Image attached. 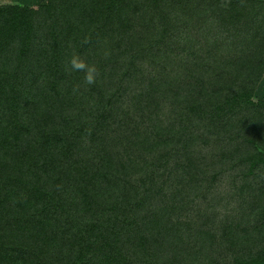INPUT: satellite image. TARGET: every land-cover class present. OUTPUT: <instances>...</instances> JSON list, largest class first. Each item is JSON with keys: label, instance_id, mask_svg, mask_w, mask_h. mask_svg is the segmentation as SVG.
<instances>
[{"label": "trees", "instance_id": "obj_1", "mask_svg": "<svg viewBox=\"0 0 264 264\" xmlns=\"http://www.w3.org/2000/svg\"><path fill=\"white\" fill-rule=\"evenodd\" d=\"M85 2L86 6L79 7L81 15H77L71 11L67 0L56 3L47 0L46 4L35 5L0 0V159L7 155L14 140L26 139L30 131L50 132L51 125L60 121L64 130L50 132L49 137L38 141V147L34 145L35 136L31 135L34 140L31 150L39 154L37 163L43 162V168L55 166L67 161L73 152H81L88 143L99 150L97 133L103 130L107 152L124 161L125 167L130 166V159L134 161L125 180L135 179L128 182L126 190L137 198L127 200L124 207L128 209L126 216L142 220L141 232L151 235L156 231L157 219L151 220L146 215L160 217L163 210L173 219L171 235L173 231L179 234L186 219L194 214L191 209L194 202L208 198L211 204L223 209L238 207L237 214L244 219L253 216L243 226L249 228L246 233L251 230L249 240L257 243L260 240L261 245L257 248L259 252L245 257L240 252L229 253L227 246L215 244L211 247V251L218 254L214 264H264V205L257 211L259 213L251 211L260 203L259 191L252 188V183L244 185L247 173L237 172L235 163L225 158V154L235 153L236 144L232 140L242 137L232 132L236 121L244 127L249 124L255 127L257 135L264 130V102H257L255 86L250 85L264 73V0H162L160 11L168 16L170 27L166 42L154 38L158 34L155 28L160 24L152 16L158 5L156 0L131 1L132 4L128 0ZM126 5L133 12L139 11V27L147 30L145 33L143 30V34L134 37L128 33L129 18L122 17ZM188 27L194 37L192 45L180 38ZM207 29L213 30V34L217 32L213 48L218 43L219 51L226 52L235 42L240 47L238 51H244V58L235 65L227 59L218 65L215 58L205 67L195 45L199 44V38L208 41ZM126 36L132 40L129 43L131 57L119 63L117 57H112L120 53L124 42H128ZM73 53L93 61L101 74L107 73L105 83L108 85H104L108 92L103 101L106 107L97 110V114L92 111L89 119H85L89 111L83 109L55 119L56 105L61 102L48 104V98L54 101L51 93L66 95L68 87L63 91L57 84L66 75L75 76L76 71L69 70L66 65ZM184 58L189 69L183 78L179 68ZM252 58H256L254 64L262 63L257 68L252 67L248 61ZM211 78L215 93L209 95L212 91L207 90L204 83ZM148 82L153 83L154 89L150 99L147 98L149 88L144 89ZM186 87L190 93L181 98L180 93ZM141 90H144L142 94ZM204 99L214 111L204 108ZM258 106L263 108L261 112ZM165 107L167 113H164ZM19 109L28 115L31 123L24 119ZM65 109H68L66 105ZM256 119L260 120L256 122ZM161 126L166 127L164 133L159 130ZM81 135H86V142L79 138ZM138 136L147 147H134L139 145L136 143ZM259 140L262 148L252 145L251 153L252 159L258 162L255 167L259 172L253 168L250 175L262 174L264 170V136ZM172 153L180 155L181 160L173 159L176 155ZM3 160L0 161V262L9 259L19 264H83L82 249H79L82 243L68 242V236L63 239L61 235L63 230H69L71 223L57 225L51 213L44 212L50 207L64 208V197L58 195L61 198L53 203L44 201V193L40 191L43 187L25 182L18 174L23 171L20 167L11 174H4L6 168L14 166H5ZM116 184L114 180L110 189L106 188V196L114 193ZM243 189L246 194L241 195ZM175 192L176 200L169 205L165 197ZM184 192L185 196L180 197ZM35 197L39 199L38 205L33 200ZM11 198L15 199L12 205L16 215L10 218L6 217V209ZM19 203H26L27 209L17 213L16 204ZM97 207L92 202L82 210L92 213ZM198 210L202 215V207ZM214 216L205 212V224L214 228ZM240 222L239 218L233 222L237 231ZM41 223L45 224L40 229ZM113 228L96 231L95 236L105 239L93 244V252L102 253L103 264H125L128 255L122 252L124 248ZM126 228L122 224L123 232ZM137 236L140 247H145L148 240L153 242L151 236L142 233ZM206 241L217 242L213 237L209 239L206 231L201 232L199 240L196 238L187 251L189 263L198 260L194 254L198 249L196 244ZM248 244L254 246L251 242ZM71 248L74 252L70 257ZM206 264H210L208 260Z\"/></svg>", "mask_w": 264, "mask_h": 264}, {"label": "rangeland", "instance_id": "obj_2", "mask_svg": "<svg viewBox=\"0 0 264 264\" xmlns=\"http://www.w3.org/2000/svg\"><path fill=\"white\" fill-rule=\"evenodd\" d=\"M6 1L18 2L27 5L47 3V0ZM52 1L54 3L58 2V0ZM85 1L86 0H67V5L72 8L71 11H73V13L81 15L79 7H82L84 5L86 6ZM131 1H134L132 3H135L140 0H128V3H131ZM161 1L162 0H156V2L158 3V5L155 7L156 12L152 13V16L155 18V21H158V23H160L155 28L158 34L155 35L154 38H156L158 41L164 40L166 42L168 39L167 36L170 27L168 26V16H166L165 12L160 11L159 5ZM223 1L226 2L229 0ZM134 6L137 5L133 4V7ZM122 10V17L129 18L130 24L128 26V33L131 35V37H134L136 34L138 36L143 34V30L144 33L147 31L139 27V25L141 24L139 20L140 14L138 10H134L133 12L128 8L127 5ZM96 14H101V12H96ZM188 29L189 27L183 32V34L181 33L180 38L181 40L185 38L187 43L189 45H192L194 37L189 33ZM206 33L208 34V38L206 39L208 41L199 38V44L195 45V47H197V51H199L201 54V59L204 62L205 67H207L206 63L212 62L215 58L218 59V65L224 59H227L230 64L235 65L237 61H240V59L244 58V51H238L240 47L236 46L235 42L230 45L231 49L227 50L226 52L219 51L220 45H218V43L216 48H213V37L216 38L217 32L213 34V30L207 29ZM128 38L129 37L126 36L128 42H124L121 45L120 53L112 57H117L119 63H123L131 57L132 51H130V49L132 48L129 47V43H131L132 40L129 41ZM215 41H219V39H215ZM84 59L89 64H95L93 61H89V59ZM183 61L184 62L182 66H180L179 70L180 75L184 78L186 75H188L186 70L189 69V66L187 64L186 58H184ZM248 61L249 64H251L252 67L254 65L255 68H257L262 63L261 61L254 64L253 61H256V58L249 59ZM66 65L69 68V65ZM83 77L84 73L82 71H76L74 77L66 75L62 78V80H58L57 86L59 88L62 87L63 91L64 87H68V89L65 88L67 89V91H65L66 95H64L63 97L61 96L62 92H59L58 94L51 93V97L54 98V101H51L48 98V104H57V100H60L61 102L56 105V111L53 115L55 119H60V117L63 116L67 117L69 113H75L78 109H83V111H89L88 115L86 116L87 118H85L89 119L93 116L92 111L97 114V110L105 109L106 105L103 101L105 94L108 92V89L107 87H105L104 83L105 79L107 78V73H100L97 77V82L92 85H86L84 83ZM186 78L189 79V76H187ZM200 78H203V76H200ZM257 79L254 80L253 83L251 81L250 85L251 87L255 86L254 98H259L257 102H264L261 100H264V74L259 77L258 80ZM167 80L169 81V79ZM204 84L205 86H207V90L212 91L211 93H209V95L215 93L213 90V78L207 80V82H205ZM74 86H79V90L74 91ZM152 86L153 83L148 82L144 84L145 90L149 88V96H147L148 99H150L151 95L153 94L151 92L154 91ZM143 91L144 90H141L139 93L142 94ZM189 93L190 92L188 90V87H186L180 93L181 98L185 94ZM222 93L225 95L227 94V92ZM24 99L27 100L26 97H24ZM96 100H98V102ZM231 100L232 99L230 98V100L227 101V105L228 103H230ZM65 105L68 109H65ZM207 105L208 101L207 99H204V108L207 110H215L213 106L212 108ZM258 109L260 110V112L261 110H263L261 106H258ZM18 111L21 112L22 109H19ZM22 112L24 113V119L27 118L29 123H31V119L28 117V115L24 111ZM165 112L167 113L166 107L164 108V113ZM259 120L260 119H256V122ZM73 124L74 123H72V125ZM164 129H166L165 126L159 127V130H162L163 133ZM255 129L256 128L251 127L250 124L247 127H244L242 126L240 121H236L235 127L232 129V132L233 134H242V137L241 139L232 140V143L236 144L235 153L225 154L226 159L230 158V161L232 160L235 163V169L237 172L247 173V180L244 182V185L252 183V188L255 187L259 191L260 203L259 205L251 209L253 214L254 212L256 213L259 209H261V207L264 205V170L262 171V174L250 175V173L253 172V168L254 171L259 172L258 167H255L258 162H256V160H253V156H251L252 145H257L258 149H261L262 146L260 145L261 141L259 140V138H262L264 136V130L260 133V135H257L254 133ZM54 130H64V124H62L60 121L54 122L53 125H51L50 132L52 133ZM92 131H94L93 127H91L90 132ZM50 132L30 131L26 139L21 138L14 140L13 143H11V145L8 147V152L6 153L7 155H4V157L2 158V160L5 158L3 160L5 166L11 165L14 166V168H6L4 170V174H11L16 168L20 167L23 171H19L20 173L18 174L21 175V178L25 182H29L31 184H36L40 187H43L41 189L39 187V189L44 193H42L44 195V201L48 203H53L59 201V199L61 198L57 197L58 195L64 197L62 198L64 202V208L61 209L62 211L60 209H54L50 207L46 208L44 212L49 211L51 213L53 222H56L57 225H59L61 222L67 223V225L69 226V223H71L70 227H68L69 230H63L61 235L63 239L67 238L68 236V239L66 240L68 242L73 241L76 243L80 241L83 244V246L81 244L82 247H79V249H82L81 252L83 253V264H103L102 253L95 254L93 252L92 246L94 243L98 244L99 242L105 239L100 236H95L96 231H106L109 227L115 228H113L112 230H115L117 238L121 241V244L124 248V251L122 252L128 255V259L126 260L125 264H197L198 261L202 262V264H206V260H208L210 264L212 262L214 264L218 254L215 250L211 251V247L213 248L215 244L221 247L227 246L229 248V253H233L236 251L240 252V254L245 257L255 254L258 246H261L259 244L260 240L258 243L254 240H249L248 236L251 230H249V233H246L249 228L246 229L245 226H243V223H246L248 220H250V218L253 219V216L248 215L247 219H244L239 214H237L239 210L238 207L236 209L235 206H228L226 209H223L217 204H211V201H209L208 198H205L204 200L198 199L194 202V205L191 207L194 214L190 215L189 219H186V224L184 225V228H180L179 234L177 233V231H173L174 233L173 235H171L173 228L171 220L173 219H170L168 213H165V211L163 212V210V215L160 217L154 215H146V217L150 218L151 220H153V218L157 219L158 224L156 225V231H154L151 235H149V232H141L140 228L142 225V220L136 216H126L125 213L128 209L124 207L125 202L127 200L135 201L137 198L136 195L132 196L131 192L129 190H126L128 188V182L135 181V179L132 178L128 181L125 180L127 179V174H129L133 169L132 166L134 161L130 159V166L125 167L124 161L108 153L104 144L106 134L105 131L101 130L100 132L96 131L98 132L97 137H99L98 139H96L97 141H99V150L97 147L92 146L90 145V143H88L87 146L81 152H73V154L70 158L67 159V161L64 160L63 162H59V164L56 163L55 166L51 165L50 167L43 168V166L45 165L43 164V162L40 161L39 164L37 163V160L39 159V154H36L38 153L37 150H31L33 145V143L31 142H34L33 136L31 135L33 134L35 136L36 140L34 142V145L38 147L40 145L39 142H41L42 139L45 140V138L49 137ZM35 134H38V137ZM79 138L85 139L86 135H81ZM137 138L138 139L136 140V143H138L139 145H134V147H138L140 145H142L143 147L148 146L147 143L142 142V139L139 136ZM86 141L87 139H85L84 142ZM150 151L152 150L150 149ZM155 151L157 152V150ZM171 155H176L173 159L181 160L180 155L176 153H172ZM2 160L0 159V161ZM71 161H75V164H73ZM44 179L47 181H43ZM114 180L117 181V184L114 185L116 190L110 197H108V195L106 196V188L109 187L110 189V185L114 182ZM202 186L203 182L201 183L200 188H202ZM183 194L184 195H181L180 197L185 196L186 192H184ZM240 194H246V191L243 189ZM88 195L90 196V198H87ZM165 198L170 202L169 205L173 204V200H176V192L167 195ZM33 200L35 201V205L39 204V199L37 197H35V199ZM14 201L15 199L13 200L11 198V201L9 202L10 205L6 209V217L10 216L11 218L16 215V209L14 205H12ZM88 201L89 204L87 203ZM92 202L93 204L98 205L97 209L93 208L92 213L91 210H82L83 208L89 206ZM16 207L18 209L17 213L25 211L27 209L26 203H19L18 206L16 204ZM109 207L113 209H105H111ZM201 207L204 210L202 211V215L201 211L198 210V208ZM205 212L209 216L212 214L216 215L217 217L221 216L220 218L214 216V228L211 225L208 226L205 224ZM238 218L241 221V225H239V230L237 231L236 226L233 224V222L236 221ZM44 224L45 223L39 224L40 229L43 228ZM122 224L127 227V230H125V232H123L121 229ZM34 227L36 228H34V231H37V226ZM203 231H206V234L209 236V239L213 237L217 240V242L210 243L209 241H206L200 245L196 244V246H198V249L194 251V254L197 255L198 260L193 263H189L186 257L187 251L189 250V247L195 243L196 238L199 240L200 234ZM139 233L145 234L148 237L151 236L153 242L150 243L148 240L145 243L146 245H144L145 247H140L138 245L140 240L137 236V234ZM124 238H128V240H125ZM26 241L27 240H25L24 243ZM248 242H251L254 246H251L250 244H248ZM86 243L90 245L86 246ZM63 244L67 246L66 243ZM158 245L162 247H157ZM58 249L59 248L54 249V251L58 252ZM79 249L78 252L80 251ZM73 252L74 248H71L69 250L70 257L72 256ZM50 253H52V251ZM213 254L214 256H212ZM124 261L125 260H123L122 263H124ZM45 262H47V260ZM0 264L19 263L15 260L3 259Z\"/></svg>", "mask_w": 264, "mask_h": 264}, {"label": "clouds", "instance_id": "obj_3", "mask_svg": "<svg viewBox=\"0 0 264 264\" xmlns=\"http://www.w3.org/2000/svg\"><path fill=\"white\" fill-rule=\"evenodd\" d=\"M108 53L105 52V56ZM69 70L71 71H82L84 73V83L86 85H92L97 82V77L99 76V70L95 64H89L85 59L80 57L78 54L73 53L68 61ZM74 91L79 90V86H74Z\"/></svg>", "mask_w": 264, "mask_h": 264}, {"label": "crops", "instance_id": "obj_4", "mask_svg": "<svg viewBox=\"0 0 264 264\" xmlns=\"http://www.w3.org/2000/svg\"><path fill=\"white\" fill-rule=\"evenodd\" d=\"M264 74V73H263Z\"/></svg>", "mask_w": 264, "mask_h": 264}]
</instances>
